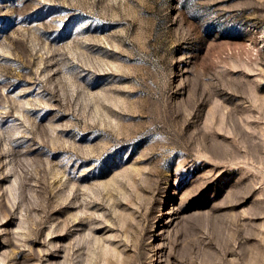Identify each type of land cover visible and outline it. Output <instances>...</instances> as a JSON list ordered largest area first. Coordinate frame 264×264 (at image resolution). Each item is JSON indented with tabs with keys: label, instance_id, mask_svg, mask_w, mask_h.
<instances>
[{
	"label": "rangeland",
	"instance_id": "1",
	"mask_svg": "<svg viewBox=\"0 0 264 264\" xmlns=\"http://www.w3.org/2000/svg\"><path fill=\"white\" fill-rule=\"evenodd\" d=\"M0 264H264V0H0Z\"/></svg>",
	"mask_w": 264,
	"mask_h": 264
}]
</instances>
